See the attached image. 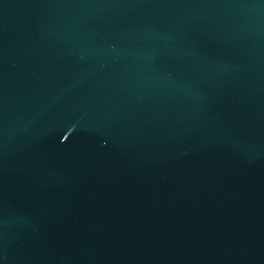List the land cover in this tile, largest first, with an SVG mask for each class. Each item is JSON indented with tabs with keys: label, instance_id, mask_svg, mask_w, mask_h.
<instances>
[{
	"label": "water",
	"instance_id": "water-1",
	"mask_svg": "<svg viewBox=\"0 0 264 264\" xmlns=\"http://www.w3.org/2000/svg\"><path fill=\"white\" fill-rule=\"evenodd\" d=\"M0 264H264V0H0Z\"/></svg>",
	"mask_w": 264,
	"mask_h": 264
}]
</instances>
